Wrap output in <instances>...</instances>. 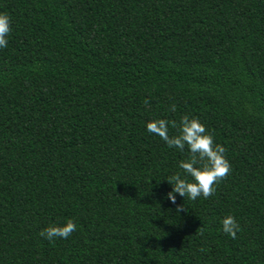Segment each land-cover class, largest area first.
Masks as SVG:
<instances>
[{
	"label": "trees",
	"instance_id": "1",
	"mask_svg": "<svg viewBox=\"0 0 264 264\" xmlns=\"http://www.w3.org/2000/svg\"><path fill=\"white\" fill-rule=\"evenodd\" d=\"M0 13V264H264V0H0ZM185 115L232 171L210 198L172 204L166 178L188 151L146 125ZM69 219V238L40 237Z\"/></svg>",
	"mask_w": 264,
	"mask_h": 264
},
{
	"label": "clouds",
	"instance_id": "2",
	"mask_svg": "<svg viewBox=\"0 0 264 264\" xmlns=\"http://www.w3.org/2000/svg\"><path fill=\"white\" fill-rule=\"evenodd\" d=\"M12 31V20L7 13H0V49L8 46V36ZM144 105L150 106L145 100ZM176 111V106H171ZM150 134L158 136L168 148L183 152L186 148L188 158L178 163L180 171L168 176L166 181L172 186L167 199L176 204V195L184 199L196 201L199 198L208 199L216 193L217 186L230 175L231 164L226 157L227 149L216 143L214 136L198 118L185 115L179 122L175 120L156 119L146 125ZM175 129L176 134L170 135L169 130ZM183 206L177 207V212L184 211ZM75 222L69 219L63 226H49L43 229L40 237L53 242L56 239H67L75 231ZM240 224L234 216L228 215L222 221L224 234L236 238L241 231ZM203 251V249H201Z\"/></svg>",
	"mask_w": 264,
	"mask_h": 264
}]
</instances>
